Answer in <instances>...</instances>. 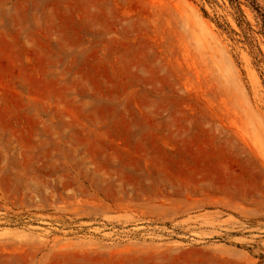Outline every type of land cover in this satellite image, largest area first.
<instances>
[{
    "label": "rangeland",
    "instance_id": "374dc122",
    "mask_svg": "<svg viewBox=\"0 0 264 264\" xmlns=\"http://www.w3.org/2000/svg\"><path fill=\"white\" fill-rule=\"evenodd\" d=\"M201 6L239 31L228 0H0V264H264V42L261 75Z\"/></svg>",
    "mask_w": 264,
    "mask_h": 264
},
{
    "label": "trees",
    "instance_id": "16d2710c",
    "mask_svg": "<svg viewBox=\"0 0 264 264\" xmlns=\"http://www.w3.org/2000/svg\"><path fill=\"white\" fill-rule=\"evenodd\" d=\"M208 2L215 3L216 0H207ZM232 9V17L239 31L232 28L228 23L220 22L217 17H210L203 6L201 11L205 17H209L218 28L224 31L231 39L239 43L247 44L251 53L254 55L255 65L259 70V64L262 61L258 53L263 56L259 47V40L253 35L257 34L264 42V0H228ZM244 7L248 8L253 15L255 24L253 25L244 11ZM255 27H257L255 29ZM233 36H239L234 38ZM260 71V70H259ZM261 75L262 72L260 71Z\"/></svg>",
    "mask_w": 264,
    "mask_h": 264
}]
</instances>
